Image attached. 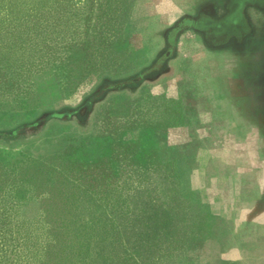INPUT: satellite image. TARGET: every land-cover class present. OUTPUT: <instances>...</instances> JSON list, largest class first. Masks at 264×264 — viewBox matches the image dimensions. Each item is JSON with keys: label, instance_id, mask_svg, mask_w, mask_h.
Segmentation results:
<instances>
[{"label": "rangeland", "instance_id": "rangeland-1", "mask_svg": "<svg viewBox=\"0 0 264 264\" xmlns=\"http://www.w3.org/2000/svg\"><path fill=\"white\" fill-rule=\"evenodd\" d=\"M229 1L135 0L127 35L138 68L117 87L104 82L103 95L77 126L54 122L29 145L0 144L7 178L0 188L6 198L19 199L22 216L53 222L72 213L53 180H40L34 158L84 137L86 158L95 159L111 143L107 124L139 115L154 102L161 110V100L167 120L161 117L152 132L138 128L128 136L156 150L177 175L181 195L197 207L203 234L188 242L180 264H264V43L259 42L264 21L243 22L250 36L219 38L224 29L210 35V26L233 22L215 21L226 15ZM66 2L58 0L55 21H0V124H14L33 105L39 114L62 103L54 67L65 62L89 27L102 22L93 20L102 11L101 0ZM26 69V77H18ZM88 87L70 102L80 101ZM40 126L26 129L20 142ZM80 128L89 130L82 136ZM24 162L21 171L17 165Z\"/></svg>", "mask_w": 264, "mask_h": 264}, {"label": "trees", "instance_id": "trees-1", "mask_svg": "<svg viewBox=\"0 0 264 264\" xmlns=\"http://www.w3.org/2000/svg\"><path fill=\"white\" fill-rule=\"evenodd\" d=\"M57 3L0 0V21H55ZM66 3L71 5V0ZM134 4L135 0H101L102 11L93 20L102 22L89 27L72 54L54 67L62 103L39 114L36 104L14 124L1 123L0 144L29 145L44 137L54 122L77 126L103 95L104 82L117 87L138 68L137 64L134 67L131 35H127ZM66 18L69 21L68 13ZM43 34L37 33L35 43L39 44ZM31 36L36 37L32 32ZM29 71L18 77H26ZM84 86L90 88L80 95L82 99L70 102ZM165 104L160 100L162 109L158 110L154 102V108L146 105L139 115L121 119L112 127L107 124L105 130L112 129L111 143L95 159L86 158L84 137L45 158H34L40 163V180H53V187L72 209L70 215L58 216L53 222L42 215L24 217L18 211L19 199L6 198L0 188V264H180L188 242L203 234L198 229L197 207L181 195L177 175L160 161L156 150L128 136L138 128L148 132L157 128V122L164 120L160 118L167 117ZM37 126L40 131L21 143V133ZM88 130L80 128L79 132L83 136ZM17 166L23 171L27 163ZM3 169L0 164V187L7 179Z\"/></svg>", "mask_w": 264, "mask_h": 264}, {"label": "flooded vegetation", "instance_id": "flooded-vegetation-1", "mask_svg": "<svg viewBox=\"0 0 264 264\" xmlns=\"http://www.w3.org/2000/svg\"><path fill=\"white\" fill-rule=\"evenodd\" d=\"M250 8L251 13L249 18L245 15L247 9ZM215 21H233L229 22L227 26L225 23L219 22L218 25L210 26V35L218 36L214 34V30L224 29L226 30L220 35L219 38L227 37L228 35H235L238 38L241 36H250L252 29H245L246 26L244 21H264V0H231L228 4V10L224 17L215 19ZM249 32V33H248ZM213 33V34H212ZM248 33V34H247ZM250 39V38H249ZM251 40V39H250ZM259 42L264 43V33H262L261 40Z\"/></svg>", "mask_w": 264, "mask_h": 264}]
</instances>
